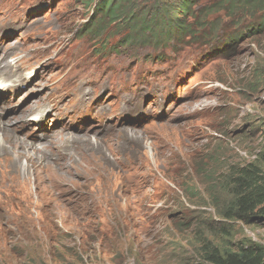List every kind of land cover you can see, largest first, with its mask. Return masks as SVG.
<instances>
[{"label": "rangeland", "instance_id": "obj_1", "mask_svg": "<svg viewBox=\"0 0 264 264\" xmlns=\"http://www.w3.org/2000/svg\"><path fill=\"white\" fill-rule=\"evenodd\" d=\"M98 1L0 0V82L25 77L0 117L44 148L26 186L0 164V264H206L230 173L264 172V14L199 1L187 37L123 45ZM231 226L264 248V221Z\"/></svg>", "mask_w": 264, "mask_h": 264}, {"label": "trees", "instance_id": "obj_2", "mask_svg": "<svg viewBox=\"0 0 264 264\" xmlns=\"http://www.w3.org/2000/svg\"><path fill=\"white\" fill-rule=\"evenodd\" d=\"M85 6H92L96 0H80ZM142 0H99L94 7L100 15L105 29L126 25L124 44L145 39L147 43L170 40L180 41L192 33V26L186 19L195 14L199 1L207 0H165L158 7L139 6ZM218 6L233 7L246 13L264 14V0H220ZM211 8L205 10V17ZM104 29V27H102ZM104 29V30H105ZM264 161V157L262 158ZM230 187L231 199L219 210L222 221L209 224V231L220 240V246L202 242L200 256L206 264H264V248L250 241L234 242L233 221L246 225L264 221V172L256 164L232 170L226 183ZM225 223V224H223ZM227 224V225H226Z\"/></svg>", "mask_w": 264, "mask_h": 264}, {"label": "bare ground", "instance_id": "obj_3", "mask_svg": "<svg viewBox=\"0 0 264 264\" xmlns=\"http://www.w3.org/2000/svg\"><path fill=\"white\" fill-rule=\"evenodd\" d=\"M2 59L3 60L0 61L1 62L0 66L3 64V61L5 60L4 58H2ZM3 67L14 68V66H11V64H6ZM15 71H17V69ZM1 74H0V79L2 77ZM19 77H16L14 79L11 78L10 80H7V78L6 79L3 78L2 81L0 82V92L7 90L9 83H10V86H13L14 81H22V79L25 78L23 76H19ZM8 91H10V90H8ZM3 100H4V98L0 99V101H3ZM42 119L43 118H36V120H38L36 123L40 124ZM24 120L25 119H23V121ZM28 121H25V122L28 123ZM45 124H46V122H45ZM16 125H17V122H15V123H12L11 121L3 122L1 117H0V164L1 163L2 164L8 163L10 165V167H7V173L4 175L6 181L8 180L10 182H18L20 185L26 186L27 184L30 183L32 176L34 174L33 169L36 167V164L38 163V159H37L38 154L43 152L44 148H40L37 145L29 143L22 138H17L16 137V128H15ZM50 128H53V127L50 126ZM45 130H46V128L42 131H45ZM59 137H60V134H59ZM66 137H69V136L66 135ZM37 138H43V137H40L37 135ZM61 139L64 140L65 136H62ZM71 139L74 141L77 140V139L75 140L74 136L71 137ZM90 142H91V140H90ZM82 143H84V142H82ZM47 153H49V152H47ZM70 155H71V153H70ZM74 156H76V155H74ZM24 161L28 162V166L24 165ZM61 187H63V185L59 184L58 188L55 191H58ZM54 193L55 192H53L52 194H54ZM61 193L62 192H60V194ZM56 195H57V193H56Z\"/></svg>", "mask_w": 264, "mask_h": 264}]
</instances>
